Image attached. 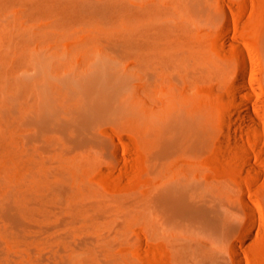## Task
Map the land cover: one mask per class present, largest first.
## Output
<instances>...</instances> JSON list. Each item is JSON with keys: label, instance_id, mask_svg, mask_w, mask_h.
I'll return each mask as SVG.
<instances>
[{"label": "rangeland", "instance_id": "374dc122", "mask_svg": "<svg viewBox=\"0 0 264 264\" xmlns=\"http://www.w3.org/2000/svg\"><path fill=\"white\" fill-rule=\"evenodd\" d=\"M133 1L0 0V102L12 100L15 110L0 115V264H264V0H207L205 13L184 0H136L146 8L167 4L169 40L205 48L209 78L180 94L230 132L207 149L165 157L151 173L196 178L230 229L156 217L151 238L140 45L148 13L139 17L133 48ZM240 70L246 90L236 80ZM100 73L113 77L105 94L115 115L94 126L75 115L84 97L71 87ZM238 95L257 117L256 129ZM45 107L57 115L43 124ZM59 119L73 125L60 128ZM228 137L237 138L234 149ZM243 146L257 173L238 166L240 156L246 161ZM38 201L42 213L31 209ZM17 207L25 210L19 217Z\"/></svg>", "mask_w": 264, "mask_h": 264}, {"label": "bare ground", "instance_id": "6f19581e", "mask_svg": "<svg viewBox=\"0 0 264 264\" xmlns=\"http://www.w3.org/2000/svg\"><path fill=\"white\" fill-rule=\"evenodd\" d=\"M184 3L187 4L186 7L197 13H205L208 6L207 0H184ZM165 5L146 8V5L140 6L139 2L135 0L130 6L131 32L129 41L133 48L137 49L140 42L138 27L141 22L139 23V17L141 14L144 16L148 13L145 30L143 29L145 31L143 41L140 42L144 49L146 89L143 132L150 173L144 193L148 235L150 238L153 236L156 217L178 227H190L195 223L199 226H208L216 232L226 231L230 229L226 216L214 213L215 205L219 202L214 199V196L203 191L196 178L177 172L152 175L165 157L169 155L186 156L193 151L207 149L217 139L221 140L220 142L226 141L225 136L227 138L230 133H223L216 119L201 105L180 94V87L200 85L207 81L210 74L209 60L211 57L198 43L177 39L169 40L165 33L171 26L163 21V16L169 14L171 8ZM223 15L225 16L226 13L223 12ZM144 23L142 24L144 25ZM235 51L237 60L243 67L245 64L243 53L241 49ZM100 74L102 75H90L86 79H82L76 86L71 87L84 97V102L74 109L75 115L89 121V125L94 126L101 120L113 119V115H115L109 97L105 94L113 77L106 73ZM236 74L239 86L241 89H245L243 72L240 70ZM237 100V105L242 108L244 119L252 129H256L257 117L251 113L249 105L239 95ZM0 106V115H15L12 100H3L0 102ZM42 114L46 115L41 120H44L43 124H45L46 121L53 120L57 112L54 110L52 113L45 107ZM57 125L60 128H69L73 122L59 119ZM245 126L247 124L244 123L243 127ZM221 136L224 138L223 141L219 138ZM231 136L235 135L231 134ZM236 137L228 139L229 142L232 141L233 149L237 142ZM89 139H92L91 136L83 138L82 142H87ZM228 144L225 143V145ZM242 151L246 161L240 156L236 159V162H239L238 166L241 165L243 169L248 167L256 173L260 171L259 164L252 161L251 152L244 146ZM242 201L247 210L255 211L248 200L242 199ZM41 204H43L41 201L35 202L31 208L33 212L42 213ZM22 213H25L24 209H20V207L15 209L16 216L19 217Z\"/></svg>", "mask_w": 264, "mask_h": 264}]
</instances>
